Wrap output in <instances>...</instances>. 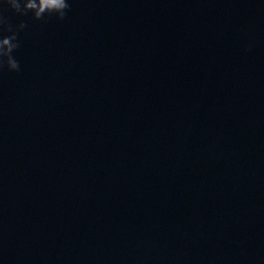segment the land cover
Segmentation results:
<instances>
[{
  "label": "water",
  "instance_id": "water-1",
  "mask_svg": "<svg viewBox=\"0 0 264 264\" xmlns=\"http://www.w3.org/2000/svg\"><path fill=\"white\" fill-rule=\"evenodd\" d=\"M68 2L0 0V264H264V0Z\"/></svg>",
  "mask_w": 264,
  "mask_h": 264
},
{
  "label": "clouds",
  "instance_id": "clouds-1",
  "mask_svg": "<svg viewBox=\"0 0 264 264\" xmlns=\"http://www.w3.org/2000/svg\"><path fill=\"white\" fill-rule=\"evenodd\" d=\"M12 12L19 16L31 13L34 20L47 22L53 17L59 21L66 19L70 11L68 0H3ZM27 25L23 22L13 26L9 18L0 12V73L19 72V61L13 55L20 48L19 34ZM7 33V35H4Z\"/></svg>",
  "mask_w": 264,
  "mask_h": 264
}]
</instances>
